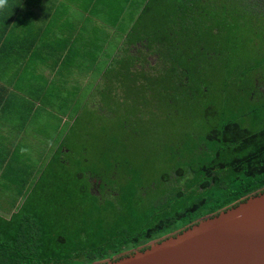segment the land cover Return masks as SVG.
I'll list each match as a JSON object with an SVG mask.
<instances>
[{
	"label": "rangeland",
	"instance_id": "obj_1",
	"mask_svg": "<svg viewBox=\"0 0 264 264\" xmlns=\"http://www.w3.org/2000/svg\"><path fill=\"white\" fill-rule=\"evenodd\" d=\"M141 1L147 5L141 19L152 35L138 31L139 21L125 28L129 18L137 15L130 6L124 21L110 30L108 38L101 30L100 50L89 54L86 64L90 68L91 55L95 54V76L82 87L83 91L90 92L85 94L86 107L79 109L77 115L84 110L92 116L95 125L83 135L85 150H76L70 156L72 167L70 163L63 166L68 163V157L58 147L67 137L65 133L75 120L76 109L61 111L57 106L41 104L25 112L16 109L11 112L15 120L25 113V116L30 114L32 122L46 120L47 131L55 120L59 132L47 136V141L42 143L44 148L39 151H20L18 161H24L25 172L12 188L0 183V214L14 212L24 202L31 203L28 209L36 208L43 205L37 204L40 198L42 203L45 198L67 201L61 198L62 190L58 191L59 197L53 196V190L74 181L77 190L83 191L84 185L78 183L81 173L88 179L90 192L101 202L107 198L114 207L87 212L92 219L99 217L103 224H92L85 219L76 226L90 234L96 232L95 227L105 229L115 224L132 229L136 226L135 219L150 214L154 205L165 200L162 189L141 181L154 178L157 170L164 167L172 138L182 140L191 131L201 135L208 111L236 121L243 116L247 121L264 119V97L252 95L254 82L264 81V74L261 68L246 67L236 56L220 52L224 50L227 28L223 20L210 21L190 0ZM245 3L243 8L256 16L248 22L260 27L249 29L245 25L244 43H250L252 55L255 49L261 50L256 61L264 60V14L256 15L251 10L258 6L256 3L247 0ZM210 27L217 28L216 36L207 32ZM95 40H98L97 30ZM198 42L206 46L200 50L194 45ZM191 68L195 73L189 77ZM216 115L208 120L213 121ZM177 149H185V145ZM130 190L128 195L126 191ZM130 205L137 212L132 207L128 210ZM109 218L112 220L107 221Z\"/></svg>",
	"mask_w": 264,
	"mask_h": 264
},
{
	"label": "trees",
	"instance_id": "obj_2",
	"mask_svg": "<svg viewBox=\"0 0 264 264\" xmlns=\"http://www.w3.org/2000/svg\"><path fill=\"white\" fill-rule=\"evenodd\" d=\"M245 1L190 0L200 7V14L213 22L223 20L227 26L224 31V50L220 52L229 57L236 56L246 67L261 68V74H264V60L256 61L261 50L255 49V55H252L254 52L250 50V43H244L245 25L250 29L253 22L248 20L256 17L243 8ZM247 1L258 5L251 9L257 12L256 15L264 14V0ZM145 2L140 3L142 7L137 15L132 16L130 23L139 21L136 27L138 31L147 32L150 36L152 33L144 27V20L141 19L147 6ZM209 29L207 32L211 36L217 35L216 27ZM194 45H198L200 50L206 46L199 42ZM189 54L192 56L190 49ZM192 58L194 59L193 56ZM189 72V77L195 73L192 68ZM189 72L186 70L185 73ZM252 95L264 97V81L258 79L254 82ZM211 115L216 114L211 111L205 114V127L201 126V135L191 131L182 140L172 138L164 167L157 170L154 178L141 181L149 187L154 185L162 189L165 200L154 205L150 214H143L135 219L137 222L134 228L115 224L105 229L95 227L96 232L90 234L91 232L86 233L76 226L77 222L85 219L92 221V224H103L99 217L92 219L87 212L114 207L107 198L102 202L98 200L89 190L87 177L79 172L78 183L84 185L83 191L77 190L74 186L77 182L74 181H67L53 190V196L62 190L61 198L67 200H63L64 203L48 198L42 203L40 198L37 204H43L41 206L28 209L31 203L24 202L16 211L0 214V264H91L142 245L197 218L213 214L263 188L264 119L247 121L243 116L236 121L216 115L210 122L208 119ZM91 125H95L92 116L84 110L75 117L65 133L67 137L58 147L60 153L68 157V163L63 166L70 163L72 167L70 156L73 152L85 150L86 140L83 135ZM181 145H185V149L178 150L177 147ZM124 164L127 166L126 162ZM126 173L131 179L130 172ZM126 193L129 195L131 190ZM123 196L121 193L120 197ZM119 204L117 201V208ZM131 207L130 205L128 210H133ZM111 220L109 218L107 221Z\"/></svg>",
	"mask_w": 264,
	"mask_h": 264
},
{
	"label": "crops",
	"instance_id": "obj_3",
	"mask_svg": "<svg viewBox=\"0 0 264 264\" xmlns=\"http://www.w3.org/2000/svg\"><path fill=\"white\" fill-rule=\"evenodd\" d=\"M141 2L8 0L0 9V183L6 188L14 187L25 172L20 151H39L47 136L59 132L55 120L47 131L46 120L32 122L26 113L15 120L11 112L49 104L61 111L76 109V117L90 92L82 87L95 76V54L91 68L86 62L90 52L100 50L101 30L108 38L129 7L138 12Z\"/></svg>",
	"mask_w": 264,
	"mask_h": 264
},
{
	"label": "water",
	"instance_id": "obj_4",
	"mask_svg": "<svg viewBox=\"0 0 264 264\" xmlns=\"http://www.w3.org/2000/svg\"><path fill=\"white\" fill-rule=\"evenodd\" d=\"M91 264H264V187L213 214Z\"/></svg>",
	"mask_w": 264,
	"mask_h": 264
},
{
	"label": "clouds",
	"instance_id": "obj_5",
	"mask_svg": "<svg viewBox=\"0 0 264 264\" xmlns=\"http://www.w3.org/2000/svg\"><path fill=\"white\" fill-rule=\"evenodd\" d=\"M8 0H0V9H3L7 6Z\"/></svg>",
	"mask_w": 264,
	"mask_h": 264
}]
</instances>
